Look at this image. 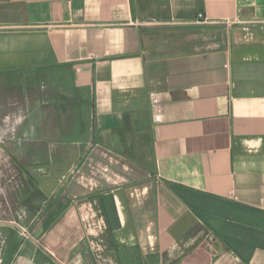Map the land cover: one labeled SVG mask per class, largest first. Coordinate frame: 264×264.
Instances as JSON below:
<instances>
[{
    "label": "crops",
    "instance_id": "0c3cea01",
    "mask_svg": "<svg viewBox=\"0 0 264 264\" xmlns=\"http://www.w3.org/2000/svg\"><path fill=\"white\" fill-rule=\"evenodd\" d=\"M144 2L0 0V148L43 210L0 264H264V0Z\"/></svg>",
    "mask_w": 264,
    "mask_h": 264
},
{
    "label": "rangeland",
    "instance_id": "374dc122",
    "mask_svg": "<svg viewBox=\"0 0 264 264\" xmlns=\"http://www.w3.org/2000/svg\"><path fill=\"white\" fill-rule=\"evenodd\" d=\"M141 4L146 9L145 13H143L144 16L157 19L173 18L172 22H177L178 19L185 20L194 15L198 0H145ZM24 190L26 188L23 179L17 173L14 164L6 159L3 149L0 148V229L12 231L18 237L27 238L26 240L29 241L32 236L31 229L34 227L37 218L42 215L43 210L32 207L26 201L23 196ZM86 219V224H90L92 227L96 223L93 222L96 220L95 217ZM251 233V236L259 239L263 236L264 230H256ZM2 238H4L3 234L0 236V243L4 241ZM103 243L99 241L101 246V250L98 252L100 262H103V264H115L114 259L104 255ZM34 245L36 244H32V242L27 244L26 247L29 253H33ZM38 264L53 263L38 257Z\"/></svg>",
    "mask_w": 264,
    "mask_h": 264
},
{
    "label": "built area",
    "instance_id": "2783aa9c",
    "mask_svg": "<svg viewBox=\"0 0 264 264\" xmlns=\"http://www.w3.org/2000/svg\"><path fill=\"white\" fill-rule=\"evenodd\" d=\"M203 18V16L201 15V14H199L198 15V19H202ZM90 227H92L91 225H90ZM93 228L97 231V232H100V231H102L103 230V228H104V226H103V224H101V225H99V226H97V224L95 225V226H93ZM96 233V232H95ZM90 246L92 247V249H93V251H94V253H95V255H96V257H97V259H99V254H98V252H100V250H101V246H100V244H99V241H90Z\"/></svg>",
    "mask_w": 264,
    "mask_h": 264
},
{
    "label": "trees",
    "instance_id": "16d2710c",
    "mask_svg": "<svg viewBox=\"0 0 264 264\" xmlns=\"http://www.w3.org/2000/svg\"><path fill=\"white\" fill-rule=\"evenodd\" d=\"M101 213H103L104 216H105V215L107 214V210L102 208ZM106 216H107V215H106ZM106 221H107V219H106ZM109 230H111V225L108 226V231H109ZM17 245H18V244H17Z\"/></svg>",
    "mask_w": 264,
    "mask_h": 264
}]
</instances>
